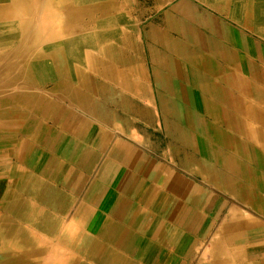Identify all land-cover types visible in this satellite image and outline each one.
Masks as SVG:
<instances>
[{
    "label": "bare ground",
    "instance_id": "1",
    "mask_svg": "<svg viewBox=\"0 0 264 264\" xmlns=\"http://www.w3.org/2000/svg\"><path fill=\"white\" fill-rule=\"evenodd\" d=\"M207 1L212 7L218 8L220 4L223 8H232L214 10L221 14L227 12L229 19L264 41L262 0ZM131 8L130 0H0V197L4 195L1 194V189L9 180L17 181L11 201L4 204L0 199V264H22L23 261L19 260L28 250L29 236L38 238L42 235L46 240L40 238L39 243H33L34 247L51 253V256L38 264H72V260L64 255L71 253L78 255L77 264L85 263L82 254L89 260L93 259L95 253L105 256L99 263L96 262L98 264H131L125 262L122 255H129L135 247L134 251L140 255L138 261L142 255L155 254L156 250V261L167 264L171 251H174L175 243L171 239L169 245L164 238L160 243L162 249L164 246L169 247L167 255L164 250L154 249L153 244L146 242L148 236L143 231L132 233L131 228L127 227L123 234L115 232L113 237L114 232L110 233L113 223L105 213L113 215L110 203L116 196L118 185L121 190L142 186L138 198L146 199V210L131 212L132 205L128 214L145 213L148 217L154 213L167 214L166 219L171 221L169 225H166L168 222L164 219H160L162 223L166 222L164 227L169 229V237L177 229L180 230V222L184 223V232L188 230V226L190 228L186 219L196 225L198 233L206 232L208 224L203 223L206 219L200 213L189 212V205L186 208L174 198L162 204V192L171 194V191H175L168 186L174 179L168 167L171 164L187 174L200 177L210 188L230 193L233 203L221 224H218V233L240 229L264 230L262 222H257L248 214L246 216L249 218L244 215L241 217L235 206V203H245L242 182L247 172L243 170V165L246 162L252 163L250 159H253L259 162L258 168L264 167V74L254 71L255 77L251 76L248 80L242 72L243 65L236 63L233 57L237 45L234 32L225 40L228 47L220 48L215 45L211 51L203 53L204 41L199 39L196 20H193L195 30L192 35L188 36L187 31L183 33L181 29H187L188 9H172L173 15L166 12L161 18V28L154 33L162 41L161 44L162 39L168 37V30H172L177 36L175 39L170 36L169 40H164V45L168 46L174 59L191 69L193 88L202 97V106L198 109L208 122H193L194 115L190 109L192 110L191 103L196 101L195 94L188 96L186 90L184 97L185 93L177 83L168 85L166 82L169 87L168 89L165 85L166 92L171 97H162V102L159 97L158 116L163 122L166 136L170 138V155L173 161L170 163L168 157L162 154L159 157L164 162L156 163L139 153L134 144L151 148L146 138L140 143L135 138L140 137V133L144 134V127L151 125L153 113L141 59L142 47L136 37L138 20L143 11L139 7ZM203 19L206 17L201 16V22ZM218 24H214L212 32L219 31ZM210 27H207L208 30ZM14 40L17 42L13 43ZM210 42L212 43L211 36ZM150 52L154 62L155 51L152 48ZM237 57L236 60L239 61L240 58ZM214 61L226 62L221 65ZM155 78L157 79V72ZM161 84L163 87V80ZM183 101L190 103V108L188 105L184 106ZM105 107L123 110L122 129L115 116L107 113ZM77 108L90 111L93 120L111 121L109 132L128 136L130 143L121 138H111L112 135L106 137V130L95 128L94 124H81L75 117L68 124V109ZM164 115L168 119L166 122ZM184 119L189 129L185 128L187 124ZM88 120L90 121L89 117ZM123 125L128 132L123 130ZM133 128L138 130L133 133ZM88 145L97 151H108V161L103 162L97 174L99 180L108 182L111 187L106 193L104 191L107 188L102 189V192L98 189L93 196L99 181L90 182V206L84 203L86 198L83 197V201H73L76 220L67 231L62 223H66L63 219L68 213L66 206L71 199L67 200L66 196L47 187L46 181H53L80 196L84 181L70 166L80 163L81 166H86L88 173V169L93 171V154ZM45 151L65 155L63 158L69 163L57 160L54 156L47 160V156L43 155ZM237 160H242L244 164H238ZM144 172L154 186L138 182L139 173ZM248 182L252 184V180ZM142 192L145 193L141 195ZM180 198L178 199L181 200ZM98 200L102 203L103 211L92 208L98 205ZM211 202L205 200L204 207L214 208ZM249 202L256 212L261 210L258 208L260 201L257 196H253ZM200 207L202 206L196 205L194 209L200 211ZM120 214L116 212L115 215ZM36 221L40 224L36 225ZM137 224L138 222L134 223L132 227L135 228ZM163 230V224L157 225L155 232L149 237L160 239L166 235L165 231L162 233ZM138 236L141 238L139 242ZM61 239L68 240H65L66 244H61ZM227 244L219 240L212 241V246L218 250L228 249ZM240 244L234 246L239 248L242 246ZM15 253L16 258L13 256Z\"/></svg>",
    "mask_w": 264,
    "mask_h": 264
},
{
    "label": "rangeland",
    "instance_id": "2",
    "mask_svg": "<svg viewBox=\"0 0 264 264\" xmlns=\"http://www.w3.org/2000/svg\"><path fill=\"white\" fill-rule=\"evenodd\" d=\"M130 1H131V7L133 9L139 7V9H142V11H143L141 17L138 20L139 21V23H138V26L139 27H137V30H136V37L140 41L141 47H142V58L141 59H142V64H143V66L145 68V73H146L147 82H148L147 85H148V88H149L150 94H151V99L152 100H151V103L150 104H151L152 113H153L152 122L154 124L153 125L152 122H151V125L144 127V134L145 135L143 133H140L141 134L140 137H136L135 138V141L138 140L137 142H139V143L144 138H146V141L148 142V146L150 145L151 148H149V147L148 148H145L144 146H141L138 143H134V144L138 148L139 153H141L145 157H148L150 159H153L156 163H162V162H164V160H162L160 158L162 156V154H165L168 157L167 158L168 161L170 163H172L173 158L170 155V146H171V142L169 141L170 138L166 136V133H165V131L163 129L164 128L163 122L161 121V119H159L160 117L158 116V108H159L158 107V102H159V97L161 99V102H162V97L164 99H168V98L171 97L169 95V93L166 92L167 91V89H166L167 83H168V85L169 84L172 85V83H175L174 85H176V83H177V85L179 86V88L182 89V91L185 93L184 94V97L186 95V92H185L186 90H187L188 96L191 95V93L192 94H195L197 96V98H196V101L194 100V103H191L192 104V106H191L192 110L190 109L191 113H193V115H194L193 118H192L193 119V122H196V120H197V122H202L203 120L208 122V120L203 117L202 111H200L198 109L200 106H202L201 105L202 97H201V94L199 93V91H197L196 88H193L192 79H191L192 78L191 75L193 73H192L191 69L188 68L185 63L180 62V61L174 59V57L170 53V49L168 48V46L167 45H164V42L166 40H169V37L170 36H172V38L174 37L173 39H175L177 36L175 35V33L172 32V30H170V31L168 30L167 31V36L168 37L166 39H162L163 40V44H161L162 41L154 33L155 30H158L159 28H161V26H160V24H161V18L166 14V12L170 11V9H166V8H168L173 3H177V2L185 1V0H130ZM186 1H189L190 3L195 4V5H197V6L201 7V8H204V6H207L208 7V6L211 5L207 0H186ZM188 14H189V17H191V16L193 17L194 16L192 19L193 20H196L195 25L197 26V31H198L199 39H201V42L204 41L202 43L204 45V48H202V52L203 53H208L209 51H211V48H215V46H212L211 45L212 43L210 42V36H209L210 34H209V31H208V28L207 27L208 26H214V24L216 25L217 23H219V20L224 21L225 20L224 14L218 13V11H216L214 9H188ZM201 16L202 17H206V19H203L202 22H201ZM181 23H182V21H181ZM218 36H219L218 35V31H217V33L215 31L214 37H215L216 41H218V39H219ZM142 40H144V41H142ZM207 41H208V43H207ZM258 41L262 43L261 40L258 39ZM15 42H17V40H14L13 41V43H15ZM152 48L155 51L154 62L152 61L151 54H150L151 53L150 51H151ZM237 56H238V53L236 52V54H234V56H233L235 62L238 63V64H242L243 65V66L240 65V67L242 66L241 67V70H242V72L244 74L250 75L251 74V71L249 69H247L246 63L244 61H237L236 60V57ZM237 58L239 59L240 57L238 56ZM157 60H159V61H157ZM175 62H177V63H175ZM214 62L216 64L219 63L221 65H224V63L226 61H224V62L218 61V63L216 61H214ZM175 64H177V66ZM155 72H157V79L155 78ZM174 73H175V75H173ZM169 75L171 76L170 78H169ZM177 76H180V77H177ZM249 79H250V77L248 76V80ZM162 80L164 82L163 87H162V84H161V81ZM165 85H166V87H165ZM167 88L169 89V87H167ZM190 100L192 101V99H190ZM183 103H184V106L185 105H188L187 107L190 108V103L189 104H186L187 103L186 101H183ZM113 108H109L108 109L109 111H107V113L109 112L111 115H114L115 116L114 118L116 119V121H118V126L121 127V129H122V122H123V119H124L123 110L122 109H119V108L115 110ZM75 110H77L79 112L81 111V113H83L85 115V116H83L85 123H88L89 125H93L94 124L95 125V128H99V129L106 130L108 132L106 137H108V135H109V137H110V135H112L111 138H115V139L116 138H118V139L121 138L124 142L130 143V141H129L130 139H129L128 136H123L121 133L114 134L112 132H109V130H110V126L109 125H110V122L111 121H104V120H100V119L99 120L98 119H94L95 120L94 121L93 118H92L93 115H92V113L90 111L84 110V109H82L83 110L82 111L79 108H77ZM116 114H118V115H116ZM86 115L90 117V121H92V122H90L88 120V117H86ZM164 120H165V122L168 120L167 119V116H165V115H164ZM184 120L186 122V119H184ZM52 124L53 123H51V125ZM186 124H187V127H185V128L189 129L187 122H186ZM152 125H153V127H152ZM104 126H106V127H104ZM124 129L127 131V128H124V125H123V130ZM132 130H133V133H135L138 129L136 130V128H133ZM194 131H196V130L194 129ZM189 132H190V130H189ZM71 139H73V138H71ZM88 148L90 149L89 151L92 152V154H93V160H94L93 161V171L90 172V169H88V171H89V173H88L87 172V168H85L86 166H81L80 163H78L77 165H71L70 166L73 169V171L76 172V174L79 175L80 178L84 181L83 186H82V190L80 192V196L79 195L72 194L69 189L66 190L65 188L59 186L58 184L53 183V181H49V180L46 181L47 187L53 188L54 192L60 194L61 196H63V195H64V197L66 196L67 197V200L68 199H71L72 200V201L69 200V205L67 203V206H66L68 213L66 214V216L63 219V221L65 220L64 222H66V223H62V226H64L63 224H65L64 228L67 231H69L71 225L76 220V217L74 218V216H75V213L74 212L75 211H73L74 210L73 201L77 200L79 202V201H83V198L84 199L86 198V200H85L84 203L87 204L88 206H90L89 205V201H90L92 195L94 196L96 194V191L98 189L102 192V189L105 190L107 188L104 191V193H106L110 189V187H111V185L108 184V182L105 183V182H102L103 180H99L98 179L99 175L97 174V172L101 168L103 162L105 160L108 161V158H109L108 157V151L107 150H104V151L98 150L97 151L93 146L91 147L89 145H88ZM151 149H152V151H151ZM167 151H168L169 154H167ZM52 153L49 152V151H45L43 153V155L47 156V160H48V158L50 156H54L57 160L59 159L60 161H62L64 163H69L68 160H65L63 158L65 155H61L60 156L58 153H55V152H52ZM181 157H182V155H181ZM81 160H83V159H81ZM250 160H251V162H253V165L250 162H246V164L243 165V167H244L243 170H245L247 172L246 175L243 176V178L244 177L245 178H244V181L242 182V189H243V194H244L243 195V199H244L245 203L242 204L241 207L240 206H237V207L243 209L242 210V213H243L244 216H246V214H248L250 217H259V219L262 221V223H264V217H263L264 216V213H262V211H264V167L260 166L258 168L257 164L255 163L256 160H253V159H250ZM168 167H170L169 169L172 170L173 172L174 171L177 172L185 181H188L190 183H194V185H196V186L200 185V186H203V187L205 186L204 188L207 187L206 188V191L208 192V195L205 197V200H207L208 197L209 198L211 197L210 198L211 201H212L211 203L214 204V200L217 199L216 200V205L214 206V208L210 209L209 207H207V208L204 207V212H205L204 219L206 218L207 215H209V213H208L209 209L212 211V212L210 211V215L209 216H210V220H211V229H212V234L213 235H212L211 238H208L205 242H202L199 245V249L202 250L204 247L206 249L207 247H209L210 245H212V241H218V237L216 236L217 229H219V225L218 224H221V222L223 221V219L227 215L228 210L230 208V205L233 203L232 200H231L232 197L230 196V193L223 192V191H220V190L217 191V189L208 187V185L206 183H204L203 180L200 179V177H197L194 174H193V176L190 175V174H187L186 172H183L181 169H178V167L176 165H172L171 164ZM105 168L107 169V167H105ZM105 171H107V170H105ZM254 174H255V176H254ZM138 178H139V179H137L138 182H144V183H146L147 186L148 185L149 186L150 185L151 186H154L153 181L151 182L150 180H148V174L147 173L144 172L143 174L142 173L139 174L138 175ZM247 179L249 181L252 180V184L251 183L249 184V182H248ZM93 180L99 181V184H101L100 187H102V188L100 189L99 184H97L95 186L94 191H93L94 193L92 195H90L89 187L91 186L90 182H92ZM253 181H254V183H253ZM51 184H52V187H51ZM16 185H17L16 179L9 180L7 182V184L1 189V194L2 195L4 194L3 195V198H2L4 204H8L11 201L10 199H12V196H13L14 191H15L14 188L16 187ZM200 186H198V187H200ZM8 187H9V189H7ZM135 187L132 186L130 189H128V193H124V198L126 199V202H128V200L130 199V201H131L130 207L133 205L131 207V209H132L131 212H134L137 209H138V211H144L145 212V210H146V207H145L146 199L144 198L142 200V199H139L138 198L139 193H140V191L142 190L143 187L142 186H139L136 189H134ZM132 190H135V191H132ZM215 190H216V192H215ZM48 191H49V189H48ZM115 192H117V191H115ZM144 193L145 192H142L141 195H143ZM129 195L132 196V197H130ZM162 196H163V198H162V204L165 203V202H167L168 200H174V199L175 200H178L177 198L172 199V197H171V195H170L169 192H165V191L162 192ZM253 196H257L258 200L260 201V202H258V208L261 209V210H259V212H256L250 206V202L249 201L251 200V198ZM98 201H97V204L98 205H96V206H94L92 208L95 209V210H97V209L100 210L101 209L103 211L104 208L102 206V203H101L100 200H98ZM178 201H181V200H178ZM261 205L263 206V208H262ZM211 213H212V215H211ZM122 214L119 215V216H114V218L111 217V220H113V222L117 226H119L120 228H122V229H125L127 227H130L132 233L135 232V231H137V230L139 232H142L143 231V233H146L147 236H148V239L146 240V242H150L151 244H153L154 245V249L155 248H159V249H162L163 248V246L161 247V244H160L162 242V238H164V241H166L168 243V245H169V241L172 240L171 237H169L170 235L168 234L169 233V229H166V227H164L165 226L164 223L168 222V223H166V225H169V223L171 222L168 219H166L167 214H163L162 212L161 213H157V214L154 213V214H152L153 216L152 215H149V217L145 213L144 214H135V215L132 214V215H130V214H126L125 211H124ZM105 215L108 218H110V214L109 213H105ZM65 218H67V219H65ZM160 218L164 219L166 222H163L162 223L161 222L162 219H160ZM246 218H249V217L246 216ZM135 220H137L136 222H138V224H137V226L135 228H133L132 225H134V223H136ZM201 223H202V221H200L199 224H201ZM35 224L38 225L40 223L36 221ZM160 224H163V229L164 230L162 231V233L165 231V234L166 235L165 236H161L160 239H155L153 237H149V236H151L155 232L154 230H155L156 226L157 225L159 226ZM205 226H206V223H205ZM85 228H86V226H85ZM247 232H249V230H247ZM260 234L263 235L264 234V230L260 231ZM34 237L35 236H29V239H27L28 242H29L28 250H26V252H24L22 254V255H25V256L21 260H19V261H23L22 264H38L40 261L41 262L46 261L51 256V253L46 252V251H41V250L35 248L34 247V244H33V243H39L40 238L46 240V237L43 236V235L41 237H38L39 239L38 238H34ZM213 238H215V239H213ZM131 239L133 240V237ZM65 240L67 241L68 239H61L60 240V243L61 244H66L65 243ZM140 240L141 239L138 238V242ZM203 243H204V245H203ZM247 244L250 245L251 242L250 243H247ZM138 247H139V245H138ZM132 248H133V246H132ZM134 249H136V247ZM134 249H132V251L130 252L129 255L128 254L122 255L123 256L122 259L124 258V261L125 262L131 263V264L132 263H134V264H138V263L139 264H150V263L151 264L152 263L153 264H156V263L157 264H160V263H158L156 261L157 260L156 259L157 258L156 250H155V254L154 253H148V255H146V256H143L142 255L141 260L138 261L139 260L138 258H140V255H139V253H136L134 251ZM164 249L167 251V255H168L169 254V252H168L169 247L164 246ZM164 249H162V251ZM87 254H89V253H87ZM122 254H124V253H122ZM18 255H19V253H18ZM22 255L20 254V256H22ZM64 255H65V257L68 256L67 257L68 260H72V262H71L72 264H77L76 263V260H78V255H74L73 253H71V255L70 254H64ZM13 256H14V258H16V253L13 254ZM103 257H105V256L103 254H101V253H95V255L93 256V259L90 258L88 260L82 254L83 263L85 262L84 264H98L99 263V260H101ZM96 262H98V263H96ZM168 262H170V261H168ZM194 262H196V260H194Z\"/></svg>",
    "mask_w": 264,
    "mask_h": 264
},
{
    "label": "crops",
    "instance_id": "3",
    "mask_svg": "<svg viewBox=\"0 0 264 264\" xmlns=\"http://www.w3.org/2000/svg\"><path fill=\"white\" fill-rule=\"evenodd\" d=\"M261 2H264V0H262ZM168 9H170V11H168V12H170L169 14L173 15L174 11H172V9H229L230 10L232 8H230V7L223 8L220 6V4H219L218 8H216V6L212 7V5H210L208 7L204 6V8H201V7H199L195 4H192L189 1L185 0V1H180L177 3H173L172 5H170L168 7ZM222 14H224V17H225L224 21L225 22L219 20L218 35L220 37V40L216 41V39L214 37V32L211 31V30L214 31L213 26H211L208 30L209 34L211 36L212 45L213 46L217 45L220 48L227 46L225 43V40H227L228 35H230V34L233 35V32H234V35H235L234 41L237 44L234 52L238 53V56L240 57L239 61H244L246 63L247 69L250 68L249 70L251 71V74L246 75V76L247 77L249 76L250 78L252 76L254 78L255 72L256 73L260 72L261 74L262 73L264 74V41L257 36L255 37V35L251 31H249L248 29H245V28L239 26L237 24V22H234L231 19H229L226 16L227 12L224 11V13L222 12ZM191 18H193V17L191 16V17L187 18V21H186L187 29L186 30H184V28L181 27L183 33H184V31H187L188 36L192 35L193 31L195 30V26L193 23L194 21ZM189 32H190V34H189ZM258 39L261 40L262 43L259 42ZM105 109H106V111H109L108 110L109 108L105 107ZM66 114L68 115V117H67V120L69 121L68 124H70L73 117H75L76 119L79 120V122L81 124L89 126L88 123L84 122L83 116H85V115H83V113H81L77 110H74V109H68ZM86 117H89V116H86ZM71 135H73V134L71 133ZM71 138H72V136H70V139ZM237 161H238V164H241V165L244 164L242 160H237ZM251 164L253 165V162ZM256 164H259V162L256 161ZM170 172H171V175L174 179L168 183V186H171L175 189L174 192L171 191V194H170L171 197L177 198V199L179 197H181L180 199H181L182 205L185 206L186 208L189 205V208L191 209V210H188L189 212H196L197 214L200 213V216L203 218V216L205 214V212H204V201H205V197L208 195L206 188H204L203 186L198 187V186L194 185V183H190L188 181H185L175 171L173 172L172 170H170ZM156 184H157V182H156ZM118 187H119V185L117 186V189H116V191H117V193H115L116 196H115L113 202L110 203V207H112V212H113V215H111L109 218L111 221V224L113 223L111 226L110 233L113 234V232H114V234L112 235L113 237H115V235H116L115 232H118V233L122 232V234H123L125 232V230L120 228L119 226H117L113 222V220H111V217L114 218V216H116L115 215L116 212H119L122 214L125 211V213L128 214L130 212V205H131L130 199L128 200V202H126L125 201L126 199L124 198V193H128V188L121 190L120 188L118 189ZM137 187H139V186H137ZM178 187H179V189H178ZM184 190H187V191H184ZM132 191H134V190H132ZM173 193H175V195ZM187 196H188V198H187ZM2 198L3 197H0L1 200H2ZM207 200L209 201L211 199L208 197ZM216 200L217 199L214 200V206L216 204ZM241 204L242 203H238V204L235 203V206L241 207L242 206ZM196 205L202 206V207H200L201 208L200 211L197 209H194V207ZM237 210H239V212H240L239 215L242 217L243 216L242 209L237 207ZM208 212L210 215V209ZM178 214H179V211H178ZM209 215L206 216V218H205L206 220H203V223L207 222V224H208V228H207L206 232H204V231L200 232L199 231V233H198V231H196V229H195L196 225H194L193 222L191 223L189 219H186V222L190 225V228L188 226V230H185V232H184V229H182V227H183L182 224H184V223L183 222L179 223V227H181L180 230L177 229L176 233L171 234L172 242L175 244H174V251L173 252L171 251V258L169 259L170 262H168L167 264H177V263L178 264H264V256H263L264 255V234L261 235L260 231L251 230V231L247 232V230H245V232H244V230L242 231V229H240L239 231H237V230H235V231L225 230L226 232L224 231L223 234H220V233H218L219 229H217L216 236L218 237L219 242H223L225 244L228 243L227 244L228 249L226 248L225 250H222L219 248V250H218L217 248L213 247L212 245H210L206 249L204 248V251H203V249L202 250L199 249L200 243L205 242L208 238H211L213 235L211 230H210L211 229V220H210ZM251 218L258 220L257 222H262L259 219V217H251ZM119 230H121V231H119ZM110 235L111 234H109V237H110ZM137 238H140V237L138 236ZM223 239H224V241H223ZM250 242H251V244H250L251 246L247 244ZM237 243H241L242 246H240L239 248L235 247L234 244H237ZM242 247H244V248H242ZM164 252L167 254V251L165 249H164ZM194 259L196 260V262H194ZM237 259H239V260H237Z\"/></svg>",
    "mask_w": 264,
    "mask_h": 264
}]
</instances>
